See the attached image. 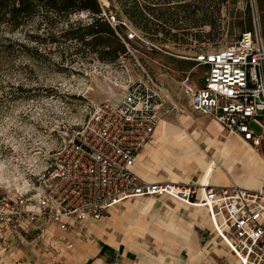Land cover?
<instances>
[{"label":"rangeland","instance_id":"obj_1","mask_svg":"<svg viewBox=\"0 0 264 264\" xmlns=\"http://www.w3.org/2000/svg\"><path fill=\"white\" fill-rule=\"evenodd\" d=\"M102 1L110 5L108 0ZM188 2L193 5L190 12L180 13L181 19H187L184 31L177 43L168 45L169 51L160 49L157 41L134 27L142 39L127 42L128 53L115 62L103 61L89 46L66 41L62 36L61 30L69 22H91L85 12L72 15L68 22L37 17L15 30L0 24V181L10 184L18 173L33 165L45 166L56 149L86 121L93 103L105 99L119 101L126 85L146 71L169 90L162 108L171 109L176 104L180 110L178 114L169 112L160 119L159 126L176 127L182 134L176 139L167 132L161 143L162 152L179 142L184 147L193 146L194 154L190 157L205 156L207 161L215 160L218 168L215 173H224L230 183L246 187L245 182L251 179L249 172L253 169L249 153L264 166V144L261 149L254 150L241 138L221 131L220 125L210 116L194 111L181 81L190 72L193 81L202 85L206 67L192 64L193 58L233 42L245 32L241 27L249 15L253 24L258 21L263 29V3L261 0ZM204 19L210 24H202ZM115 20L120 22L114 16ZM121 22L131 25L124 17ZM162 39L163 34L158 33L157 40ZM229 142L246 148L245 152L233 151ZM166 156L170 158V154ZM159 157H155L156 162L162 160ZM229 165L232 171L228 170ZM158 173L168 181L173 179L163 168ZM176 173L180 175V182L191 179L200 182L202 172L184 173L176 169ZM252 180L264 185V175L252 177ZM197 202L199 200L195 199L192 203L183 202L169 196L137 197L114 206L111 211L115 213L106 216L111 217L109 220L115 226L112 231L118 240L142 245L148 252L161 253L177 246L174 241L178 237L192 239V231L181 221L175 222L177 214L173 211H190L191 208L207 213L212 223L207 209L195 206ZM33 237L26 236L19 250L0 254V264H43L28 258L37 255H32L31 249L41 254L46 244ZM209 240L212 241L208 245L198 246L195 253L203 255L195 258L194 264L239 263L215 230ZM25 241L29 244H24Z\"/></svg>","mask_w":264,"mask_h":264},{"label":"built area","instance_id":"obj_2","mask_svg":"<svg viewBox=\"0 0 264 264\" xmlns=\"http://www.w3.org/2000/svg\"><path fill=\"white\" fill-rule=\"evenodd\" d=\"M107 16V15H106ZM129 40L141 33L124 22ZM206 70L197 85L190 72L181 81L196 112L210 116L229 134L254 149L264 144V32L255 21L229 45L193 58ZM169 90L148 72L131 80L119 101L91 105L88 118L43 167L0 181V254L18 249L24 238L51 248L73 247L67 235L87 220L137 197L169 196L202 202L220 240L238 264H264V185L250 189L202 182L145 181L134 169L140 151L153 139L162 116L179 113L161 106ZM162 111V112H160ZM64 234H55L50 226ZM25 236V237H24Z\"/></svg>","mask_w":264,"mask_h":264},{"label":"crops","instance_id":"obj_3","mask_svg":"<svg viewBox=\"0 0 264 264\" xmlns=\"http://www.w3.org/2000/svg\"><path fill=\"white\" fill-rule=\"evenodd\" d=\"M220 127L221 131L224 130L222 126ZM167 132L172 138L180 139L182 137L178 128L159 126L158 124L153 139L137 156L134 169L143 180L149 182L168 181L167 177L158 173L160 168H163L172 176L173 179L171 181L180 182V175L176 173V169H178L184 171V173L202 172L200 174V182L203 184H210L212 182H214V185L219 186L232 184L226 174L215 173L218 171L215 160L207 161L205 156L190 157L194 154L193 146L184 147L183 143L179 142L175 147L164 149L163 153L161 143ZM244 142L249 145L248 142ZM230 146H232L230 149L233 148V151L241 153L245 152L246 149L233 143ZM166 153L170 154V158H167ZM155 157H159L162 160L156 162ZM250 159L253 160V169L249 172L251 179H247L245 184L246 188L256 189L261 187L262 184L252 180V177L264 175V166L251 153H249ZM228 170L232 171V166L229 165ZM188 182H192V179ZM195 206L201 207L200 204H195ZM173 212L177 214V217L174 219L175 222L179 223L181 221L185 224L186 228L192 231V239L178 237L174 241L177 246L161 253L148 252L144 250L142 245L139 246L129 241L118 240L114 230L112 231L114 223L109 220L110 216H106L103 217L104 220H87L82 225H77L71 233H68L67 235L73 242V247L68 248L64 244H59L56 245V249H53L46 243L41 254H38L37 250L31 249L32 255L37 254V258L35 256L32 258L28 257V255L26 256L29 260L41 261L43 264H194L195 258L203 255V253H195L199 248L198 246L203 243L208 245L213 240H209L211 235L214 234L212 223L207 213L197 212L191 208L190 211ZM112 213L115 212L110 209L108 214ZM50 229L55 234H64V232L54 225H51ZM26 242L24 244L28 245L29 243ZM41 249L39 248L38 250L41 251ZM17 250L19 248L14 251Z\"/></svg>","mask_w":264,"mask_h":264},{"label":"trees","instance_id":"obj_4","mask_svg":"<svg viewBox=\"0 0 264 264\" xmlns=\"http://www.w3.org/2000/svg\"><path fill=\"white\" fill-rule=\"evenodd\" d=\"M108 1L109 6L102 0H0V24L15 30L37 17L51 22H68L72 15L85 12L91 17V22H69L62 28V36L66 41L89 46L103 61L115 62L121 55L128 53L127 42L132 41L124 32L126 27L121 22L123 17L141 33L157 41L156 46L160 49L169 51L168 45L177 43L181 32L184 31L183 25L187 23V19H181L180 13H189L193 6L188 0ZM261 2L264 5V0ZM51 14L53 16H50ZM114 16L120 22L113 21ZM201 23L210 24L205 19ZM252 28L253 21L249 15L241 29L248 31ZM158 33L163 34L160 41L157 40ZM193 61L192 64H197Z\"/></svg>","mask_w":264,"mask_h":264},{"label":"bare ground","instance_id":"obj_5","mask_svg":"<svg viewBox=\"0 0 264 264\" xmlns=\"http://www.w3.org/2000/svg\"><path fill=\"white\" fill-rule=\"evenodd\" d=\"M173 182H176V181H173ZM204 185H206V184H204ZM183 202H186V201H183ZM197 204H200L201 207H204L201 201L197 202Z\"/></svg>","mask_w":264,"mask_h":264}]
</instances>
